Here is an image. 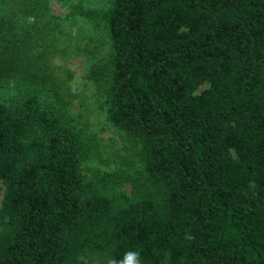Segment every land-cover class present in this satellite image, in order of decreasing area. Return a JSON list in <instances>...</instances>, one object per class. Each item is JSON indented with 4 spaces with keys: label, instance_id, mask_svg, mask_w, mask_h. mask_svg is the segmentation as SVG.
Here are the masks:
<instances>
[{
    "label": "trees",
    "instance_id": "16d2710c",
    "mask_svg": "<svg viewBox=\"0 0 264 264\" xmlns=\"http://www.w3.org/2000/svg\"><path fill=\"white\" fill-rule=\"evenodd\" d=\"M51 1L3 0L0 264L137 250L142 264H264V0H109L98 15L107 48L88 78L140 146L129 194L82 171L87 143L47 82L56 46L36 37L58 20Z\"/></svg>",
    "mask_w": 264,
    "mask_h": 264
},
{
    "label": "rangeland",
    "instance_id": "374dc122",
    "mask_svg": "<svg viewBox=\"0 0 264 264\" xmlns=\"http://www.w3.org/2000/svg\"><path fill=\"white\" fill-rule=\"evenodd\" d=\"M3 6V0H0V18L5 16ZM108 6L109 0H52L49 10L58 20H40L36 37L46 42L49 36L48 41H52L48 45L56 46L47 55V72L51 76L47 82L56 84L58 95L64 100L63 111L81 130L87 143L83 173L99 189L105 188L106 193L121 190L129 194L131 182L127 180L142 172L138 154L140 146L107 121L102 95L88 78L91 65L103 58L107 48L106 35L98 15L105 12ZM81 10L90 12L95 20L87 18ZM45 48L44 43L40 51ZM13 86L1 87L0 91L11 94Z\"/></svg>",
    "mask_w": 264,
    "mask_h": 264
},
{
    "label": "clouds",
    "instance_id": "9594fccd",
    "mask_svg": "<svg viewBox=\"0 0 264 264\" xmlns=\"http://www.w3.org/2000/svg\"><path fill=\"white\" fill-rule=\"evenodd\" d=\"M107 264H142V260L139 250L128 251L124 254V258L121 261L109 259Z\"/></svg>",
    "mask_w": 264,
    "mask_h": 264
}]
</instances>
